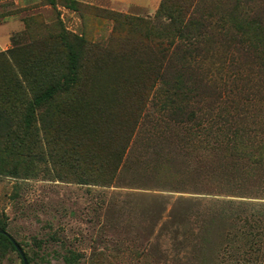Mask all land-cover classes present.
Wrapping results in <instances>:
<instances>
[{"label": "rangeland", "instance_id": "1", "mask_svg": "<svg viewBox=\"0 0 264 264\" xmlns=\"http://www.w3.org/2000/svg\"><path fill=\"white\" fill-rule=\"evenodd\" d=\"M49 1L0 0V51L29 49L34 41L41 43L37 53L44 49L42 42L61 52L54 40L61 27L87 40H109L111 54L122 52L125 57H118L116 70L110 64L109 72L105 67L100 84L110 88L100 92L103 98H97V90L87 97L102 99L106 112L114 94L111 85L119 84L115 95L138 101L137 82L143 80L138 72L148 54V40L141 27L114 25L106 13L147 18L160 0H124L130 2L125 7L116 5L121 0H55L54 5ZM239 11L264 19V0H242ZM3 41L6 47L1 49ZM230 51L233 59L226 66L231 69L240 72L245 64L256 66L243 47ZM141 52L145 54H136ZM152 78H146V86L154 85ZM253 79L264 81V76ZM123 88L136 89L127 94ZM257 94L253 90L248 98L263 116L264 100ZM150 114L151 118L137 120L117 168L102 179L109 183L78 182L69 172L77 163L74 153L70 162L54 163L46 149L51 144L61 150L64 145L48 143L53 134L41 129L33 138L34 145L44 149V157H21L13 167L9 155L0 169V219L28 264H68L63 255L70 251L81 256L73 264H264V168L253 176L237 175L210 145L191 147L182 127L162 122L154 108ZM129 117L130 111L121 113L122 127ZM110 119L115 129L117 120ZM89 147L87 142L83 149ZM175 161L182 164H172ZM248 204L255 210L249 211ZM228 205L241 208H224ZM243 216L249 218L246 223ZM255 231H260V239L249 236ZM0 264H21V258L16 250H0Z\"/></svg>", "mask_w": 264, "mask_h": 264}, {"label": "trees", "instance_id": "2", "mask_svg": "<svg viewBox=\"0 0 264 264\" xmlns=\"http://www.w3.org/2000/svg\"><path fill=\"white\" fill-rule=\"evenodd\" d=\"M49 3L54 5L55 0ZM241 5L242 0H220L217 4L160 0L153 16L147 18L108 11L106 16L114 25L131 30L141 27L142 36L148 40V54L138 72L143 79L137 82L138 101L132 102L127 96L122 100L115 95L120 85H111L114 94L107 100L106 112L101 109L102 99L90 101L87 96L97 90V98H101L100 92L110 88L100 84L105 67L109 72L110 64L114 71L118 57H125L122 52L111 54L109 40H87L61 27L54 38L61 52H54L57 46L42 42L44 49L37 53L41 43L34 41L29 49L0 51V169H4L9 155L14 167L21 157L45 155L64 165L74 153L77 163L69 172L78 182L109 183L102 179L117 168L137 120L151 118L154 108L162 122L172 121L182 127L191 147L205 142L237 175H255L264 168V115L254 111V101L248 97L255 90L264 100V81L253 79L257 74L264 76V19L246 16L239 11ZM242 47L248 52L246 58L256 64H245L243 73L226 66L233 59L230 50ZM151 77L154 85L146 86V78ZM135 89L123 88L122 92L134 93ZM125 110L131 117L122 127L120 118ZM112 117L117 120L115 129ZM40 129L46 135L53 134L47 142H61V150L50 144L44 155V149L34 145L33 137ZM87 142L90 147L85 151ZM248 205L249 211L255 210V205ZM248 219L243 216L245 223ZM6 226L0 219L2 252L16 250L14 243L18 245ZM250 235L260 239L261 233ZM80 258L72 251L63 255L68 264L78 263Z\"/></svg>", "mask_w": 264, "mask_h": 264}, {"label": "water", "instance_id": "3", "mask_svg": "<svg viewBox=\"0 0 264 264\" xmlns=\"http://www.w3.org/2000/svg\"><path fill=\"white\" fill-rule=\"evenodd\" d=\"M0 232L2 233V232H4V231L0 230ZM13 241H14V240H13ZM14 246H15V249H16V251L18 252V254H19V256H20V258H21V260H22V264H28V262H27V260H26V257H25V255H24L23 251L21 250L20 246H19V245H16L15 243H14Z\"/></svg>", "mask_w": 264, "mask_h": 264}, {"label": "crops", "instance_id": "4", "mask_svg": "<svg viewBox=\"0 0 264 264\" xmlns=\"http://www.w3.org/2000/svg\"><path fill=\"white\" fill-rule=\"evenodd\" d=\"M124 0H121V1H119L116 5H118L119 7H125V6H128L129 4H127V3H130V2H123ZM159 1V0H158ZM153 8V7H152ZM154 9H155V7H154ZM154 9H152V10H154ZM153 12V11H152ZM4 47H6V43L3 41L2 42V46H1V49H4Z\"/></svg>", "mask_w": 264, "mask_h": 264}]
</instances>
